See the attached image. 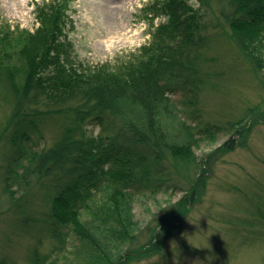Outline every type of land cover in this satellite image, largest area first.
<instances>
[{
  "label": "trees",
  "instance_id": "16d2710c",
  "mask_svg": "<svg viewBox=\"0 0 264 264\" xmlns=\"http://www.w3.org/2000/svg\"><path fill=\"white\" fill-rule=\"evenodd\" d=\"M74 1L40 4L35 31L0 23V88L13 103L6 129L0 132V140L7 138L10 146L2 165L3 181L4 190L14 198L16 190H29L35 177L34 184L49 194L41 221L45 232L62 244L74 234L101 248L103 242L89 234L83 214L92 211L102 219L111 237L132 240L135 196L157 192L169 179L154 168L155 158H166L185 169L189 186L178 204L187 205L206 186V162L213 153L231 151L237 143L230 138L204 162L194 150V136L190 134L185 142L171 140L161 119L173 111V98L179 94L192 114L200 115L204 78L199 55L208 38L204 0L198 6L188 0H167L162 7L169 14L166 23L156 27L153 41L141 46L133 59L90 67L76 62L74 45L68 39V10ZM217 1L234 41L264 75V0ZM135 110L140 111L137 117L132 116ZM70 111L79 128L67 126L53 145L35 149L44 136V119ZM108 118H114L108 129L116 126L115 118L121 119L112 133L77 136L88 120L103 124ZM241 123V119L230 122L229 129L247 132ZM222 127L207 122L200 133L213 138ZM174 218L179 219V212ZM65 227L71 233L64 232ZM46 260L35 251L32 264H55Z\"/></svg>",
  "mask_w": 264,
  "mask_h": 264
},
{
  "label": "rangeland",
  "instance_id": "374dc122",
  "mask_svg": "<svg viewBox=\"0 0 264 264\" xmlns=\"http://www.w3.org/2000/svg\"><path fill=\"white\" fill-rule=\"evenodd\" d=\"M44 1L0 0V23L7 21L35 31L40 23L36 9ZM166 1L75 0L68 10L66 30L76 62L90 67L133 59L141 46L153 41L156 27L166 23L169 14L162 9ZM204 3L208 38L199 55L204 78L200 115L194 116L179 94L173 98V111L162 114L161 119L171 140L185 142L193 135L196 155L204 162L230 138L237 146L213 153L206 162V186L196 201L178 204L189 186L185 169L166 158H155L154 168L169 179L157 192L148 190L135 196L132 240L111 237L108 225L87 211L83 223L93 238L103 242L102 247L89 239L80 241L74 234L62 244L41 226L48 209V189L35 185L32 177L29 190L13 188L17 191L14 198L4 190L2 165L10 155V146L7 138H2L0 264H32L35 251L55 264H264V75L234 41L219 14L218 1ZM12 110L13 103L0 88V132L6 129ZM72 112L47 116L41 124V145L35 149L53 145L67 126L79 128ZM139 115V110L132 114ZM112 119L103 124L88 120L86 128L76 134H110L121 123L115 118L116 126L108 129ZM237 119L248 127L247 132L229 129L230 122ZM207 122L223 126L214 131L213 138L210 133H200ZM33 136L39 139L38 133ZM29 144L35 146L32 141ZM178 212L179 219L174 218ZM63 229L71 233L70 227Z\"/></svg>",
  "mask_w": 264,
  "mask_h": 264
}]
</instances>
